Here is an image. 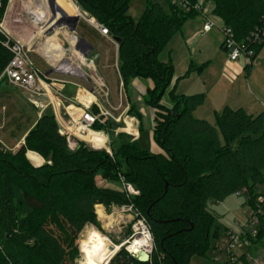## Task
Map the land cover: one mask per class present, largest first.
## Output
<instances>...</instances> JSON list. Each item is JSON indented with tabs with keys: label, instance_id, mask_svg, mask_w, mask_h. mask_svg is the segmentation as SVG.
<instances>
[{
	"label": "trees",
	"instance_id": "obj_1",
	"mask_svg": "<svg viewBox=\"0 0 264 264\" xmlns=\"http://www.w3.org/2000/svg\"><path fill=\"white\" fill-rule=\"evenodd\" d=\"M213 1L214 15L257 55L264 40L254 43L253 35L264 28V0ZM77 2L120 39L124 85L138 77L154 81L145 102L156 108L154 140L164 152L155 154L138 140L112 143L111 153L83 141L71 150L54 113L44 112L17 151L0 143V264H75L80 233L88 224L100 227L99 204L108 211L131 204L153 238L150 260L142 262L122 249L110 264H189L193 255L207 252L211 237L220 235L219 227L212 229L216 218L208 204L223 202L243 188L254 193L264 185V110L250 114L226 107L215 113L213 124L195 116L205 93L172 90L173 106L160 103L174 78V64L159 55L186 20L200 13L171 0L166 8L147 0L143 15L134 20L131 0ZM8 3L0 0V21ZM5 40L0 31V75L12 58ZM130 112L143 131L141 114ZM102 128L99 122L94 125L95 130ZM30 151L43 161L33 164ZM98 178L121 186L130 183L139 194L100 186Z\"/></svg>",
	"mask_w": 264,
	"mask_h": 264
},
{
	"label": "crops",
	"instance_id": "obj_2",
	"mask_svg": "<svg viewBox=\"0 0 264 264\" xmlns=\"http://www.w3.org/2000/svg\"><path fill=\"white\" fill-rule=\"evenodd\" d=\"M26 1L28 0H9L1 21L3 22L4 31L7 32L12 39L21 40L29 45L28 55L30 59L38 69L47 76L50 82V95L48 96V100H44L43 105L34 103L38 111L37 118L23 133L20 140H18L17 147L12 151H17L24 143V137L44 112H53L60 126L66 129L71 127L74 121L80 119L83 110L87 107L95 114L102 113V111H107L109 113V115H102L100 118L101 121L99 123L103 125V128L95 130L96 132H102L104 134H109L112 130L117 133L113 139L107 141L109 146L121 140H138L143 148L155 154L164 152L154 140L153 129L155 125L156 108L145 102L147 91L154 87V81L151 78L138 77L132 79L129 85H124L119 72V43L115 38L113 36L110 38L103 36L83 17L80 18L74 32H71L67 27L60 26L55 28L52 32L47 33L49 27L55 23V20H51L48 0H34L36 2L34 5ZM154 1L158 2L157 0ZM198 1L203 4L204 14L198 15L200 16L199 20L190 21L191 18L194 17L188 18L182 26V29L174 35L175 37L178 33L181 34L180 38L183 42L184 47L182 50H184V53L180 50V52L176 54L174 52L175 48L169 47L173 42V37L168 46L159 55L162 61L166 62L171 59L174 64V78L160 103L168 108L173 106L170 96L172 90L178 94L185 95L205 93L206 100L204 104L210 100L211 97H215L214 101L217 103H212L213 113L221 112L226 107L233 109L243 108L250 114L260 113L264 110L263 102L261 106L251 103L234 106L232 102L229 101L230 98H228L229 95L231 96V91L222 88L215 79L211 77L208 79L205 78L204 72L207 71L209 73L212 65L208 53L209 42L207 39L205 40V38H207L206 36H208L214 28L213 27L212 30L208 32H204L205 22L207 19H210L215 23V26H219L224 22L220 17L214 15V2L208 0ZM74 2L79 10L78 2L75 0ZM31 6L34 7L33 10H30ZM164 7H168V4ZM27 9H29V11ZM129 12L131 14V7ZM24 13H27V16L24 15ZM82 13L90 15L85 10H83ZM11 18L14 19L11 20ZM40 21H44L42 26H39ZM84 23L88 26L87 32H84V30L80 28ZM99 48H102L103 51L98 50ZM167 48V53H163ZM198 51L199 53H197ZM263 51L264 46L257 55L256 52L254 53L251 67H249V61L246 57L235 62H231L229 57H227L222 64L221 75L231 83H235L242 75L249 76L254 69L256 58H258ZM197 55L198 58H196ZM39 59L45 63V71L41 70L38 64H36V60ZM65 60L70 61L71 65H75L79 70V67H81L87 74H84L85 79L64 73V71H67L65 66L59 69L60 63ZM247 67L249 68L247 69ZM226 71L234 73L236 77L233 80H229ZM190 78L196 79L186 83V80ZM198 78H201L199 83L197 80ZM97 80L102 81L107 95H104V93L99 90ZM204 88L206 89L204 90L205 92H199ZM235 95V98L240 96L236 93ZM204 104L200 105L195 112L200 110ZM67 106H71L73 111L66 108ZM131 110H137L141 114L143 131L140 130L138 119L131 114ZM120 126L126 128L129 133H122L117 130ZM130 126H132V128H130ZM128 134H133V138L124 136ZM101 180L102 185L100 186L113 189L122 188V186L117 185V182H110L104 179ZM98 206L103 208V213L105 215V207L102 204ZM96 212L99 216L98 207Z\"/></svg>",
	"mask_w": 264,
	"mask_h": 264
},
{
	"label": "rangeland",
	"instance_id": "obj_3",
	"mask_svg": "<svg viewBox=\"0 0 264 264\" xmlns=\"http://www.w3.org/2000/svg\"><path fill=\"white\" fill-rule=\"evenodd\" d=\"M160 4L167 6V0H157ZM212 1L213 0H208ZM26 2H30L33 5L36 4L34 0H28ZM147 0H131V17L134 20H137L143 15V10L145 8ZM72 0H66V3H62L57 0V5H59L63 10L67 9V5H70ZM215 4V3H214ZM29 6V5H28ZM50 7V6H49ZM26 9V8H25ZM34 7L31 6L30 10H33ZM29 11V9H27ZM51 13V11H50ZM27 16V13H24ZM29 16V15H28ZM200 16H196L191 18L190 21L199 20ZM41 22V23H40ZM39 26L44 24V21H40ZM87 25L84 23L80 28L87 32ZM181 34L178 33L174 39L172 44L169 47L175 48V53L178 54L180 50H182L183 42L181 40ZM205 40L209 42L208 53L211 61V69L209 73L204 72L205 78L215 79L218 84L221 85L222 88H226L231 91V96L228 98L230 102L234 106H240L243 104H257L261 106V103H264V51L256 58L254 62V69L251 71V74L240 76L235 83L229 82L224 76L221 75V67L224 63V60L228 57L227 52L221 47V43L223 42V34L218 25L214 26L213 31L206 36ZM98 44V43H97ZM98 50L103 51L102 48ZM168 48L163 52L167 53ZM187 51V50H186ZM199 53V51L197 52ZM165 55V54H163ZM198 58V55L197 57ZM245 58V56L243 57ZM36 64L41 68V70H46V65L42 60H36ZM195 77V76H193ZM196 78H190L186 80V83L194 81ZM198 83L201 78H198ZM204 89H201L199 92H205ZM235 91V92H234ZM234 95H233V93ZM235 93L239 94L237 98H235ZM215 97H211L201 108L200 110L195 112V116L197 118L207 119L211 123H215V113H213V105L212 103H217ZM235 102V103H234ZM239 102V103H237ZM218 108V107H217ZM37 108L34 103L29 101L21 92V89L9 84L7 81H2L0 83V143L1 145L8 150H13L18 145V140H20L23 133L33 124L35 119L37 118ZM209 118V119H208ZM132 128V127H131ZM77 134V132H75ZM129 133V132H124ZM115 133L113 130L110 132L111 139L114 138ZM128 138H133V134L124 135ZM82 138V137H81ZM25 139V137H24ZM108 143V142H106ZM108 147H110L108 145ZM92 148V147H91ZM95 149V148H93ZM105 149L100 148L96 150ZM33 153V154H32ZM29 159L31 157L37 156L34 152H28ZM37 154V153H36ZM40 161L38 164L43 161L40 156ZM31 160V159H30ZM33 163V161L31 160ZM34 164V163H33ZM98 184L102 185L101 178L97 179ZM107 181V180H106ZM117 185H120L118 183ZM121 186V185H120ZM244 197L237 195L236 193L226 198L223 202H215L211 201L208 204L209 211L215 216L216 220L212 226L214 230L216 227H219V237L218 238H210V247L204 255L195 254L189 261V264H217L213 257L220 254L219 250H215V247L221 242V239L224 237L225 230L228 228H232L235 232L238 230V227L235 226L236 220L244 219V211L245 207H243ZM105 218L101 219L98 216L100 227H97L92 224H88L85 226L83 231L80 233L78 246H79V255L76 258L75 264H80L85 260V256L82 253L81 240L85 238L86 229H91L92 231H97L102 234L104 237L109 239L112 246H121L120 252L122 249H125L129 252L127 243L129 244L132 239L138 236L133 229L134 220L132 213L129 211H124L122 206H113L110 211L106 208ZM98 215V214H97ZM107 218V219H106ZM143 231V230H142ZM116 244V245H115ZM125 244V245H123ZM117 252V253H118ZM116 253V254H117ZM115 257V255H114ZM113 257V258H114ZM112 258V259H113ZM111 259V260H112ZM110 260V262H111ZM110 262L108 264H110Z\"/></svg>",
	"mask_w": 264,
	"mask_h": 264
},
{
	"label": "built area",
	"instance_id": "obj_4",
	"mask_svg": "<svg viewBox=\"0 0 264 264\" xmlns=\"http://www.w3.org/2000/svg\"><path fill=\"white\" fill-rule=\"evenodd\" d=\"M171 3L185 11L194 10L201 15L204 14L203 4L199 1L191 4L188 0H171ZM79 14L103 36L108 38L112 37L109 29L95 17L85 15L82 12H79ZM214 26L215 23L207 19L203 31L208 32ZM219 28L223 34L222 48L227 52L229 60L235 62L245 56L248 58L249 66H251L252 57L255 53L254 48L247 47L243 42H238L233 30L224 23L219 25ZM0 31L5 35V46L12 52V58L0 75V79L7 81L9 84L21 89L24 93H29L34 97H48L50 95V82L47 76L30 59L28 55L29 45L21 40L12 39L4 31L2 21H0ZM263 40L264 28L258 30L253 35L254 43H260ZM79 68L83 74L87 75L81 67ZM226 75L229 80H233L236 77L230 71H226ZM97 84L99 85V90L104 95H107L102 81L97 80ZM43 102L44 100L35 104L43 105ZM102 115H109V113L102 111V113L95 114L86 107L80 119L74 121L71 127L66 129L62 128V133L66 135L67 144L71 150H75L79 142L83 141L92 148L100 149L104 147L111 153V148L108 147L106 142L101 147H95L92 143L81 138V134H87L91 130L95 131L94 125L101 121L100 118ZM122 188L130 195L139 194V191L130 183L123 182ZM236 194L239 196L243 195L244 197V203L242 204L245 207L244 219L235 221V226L238 227L236 232L232 228L225 230L223 239L215 247V250H219L220 254L214 256L213 259L217 264H264V185L259 187L254 193H250L247 188H243L236 192ZM122 209L132 213L134 220L133 229L136 234L144 232L150 237L152 244L146 252L151 257L154 244L150 228L146 221L134 210L131 204L122 205Z\"/></svg>",
	"mask_w": 264,
	"mask_h": 264
},
{
	"label": "bare ground",
	"instance_id": "obj_5",
	"mask_svg": "<svg viewBox=\"0 0 264 264\" xmlns=\"http://www.w3.org/2000/svg\"><path fill=\"white\" fill-rule=\"evenodd\" d=\"M66 5L67 9H65L64 11H66L68 14L71 15L79 12L74 0H72V3H70L69 6L68 4ZM12 19L14 18H11V20ZM66 108L73 111V108L71 106H67ZM129 124L131 125L130 121ZM131 127L132 126H130V128ZM117 130L122 133L127 132V129L122 128L121 126ZM81 137L87 142L92 143L95 147H101L105 144V142L111 140L110 132L109 134H104L102 132H96L93 130L89 131L87 134H81ZM35 155L37 156L31 157L30 159L36 165L38 164L37 162H39L41 158L38 154L35 153ZM97 207L100 218L104 219L106 216L103 213V208L101 206L96 205V209ZM151 244L152 243L150 237L144 232H139L137 237L132 239L129 244L127 243V246L131 253L139 257L142 251H146L151 247ZM80 247H82V253L85 256V260L83 262H80V264H108L110 260L114 257V255H116V253L120 250L122 245L114 247L112 246L109 239L104 237L99 232H94L88 228L85 232V238L81 240ZM144 255L145 254H143V256Z\"/></svg>",
	"mask_w": 264,
	"mask_h": 264
},
{
	"label": "water",
	"instance_id": "obj_6",
	"mask_svg": "<svg viewBox=\"0 0 264 264\" xmlns=\"http://www.w3.org/2000/svg\"><path fill=\"white\" fill-rule=\"evenodd\" d=\"M77 1V0H75ZM49 6H50V11H51V20H55V23L49 27L47 30V33L52 32L55 28L64 26L69 28L71 32H74L76 29V26L81 18V15L79 13L75 15H70L66 11H64L59 5H57L56 0H48ZM79 10L82 12L84 9L81 5H79ZM115 40L119 43L120 39L117 37H114ZM65 66L67 71H64L66 74L74 75V76H79L85 79V75L81 70L78 69L75 65H71L70 61H63L59 65V69ZM58 70V69H57ZM24 96L31 101L32 103H38L42 100H48L49 97L45 96L42 98H37L32 96L29 93H24ZM143 254H145L143 256ZM138 259L142 262H146L150 260V255L146 251H142L141 255L138 257Z\"/></svg>",
	"mask_w": 264,
	"mask_h": 264
}]
</instances>
